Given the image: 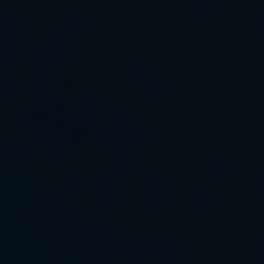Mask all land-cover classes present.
Masks as SVG:
<instances>
[{
    "label": "water",
    "instance_id": "obj_1",
    "mask_svg": "<svg viewBox=\"0 0 264 264\" xmlns=\"http://www.w3.org/2000/svg\"><path fill=\"white\" fill-rule=\"evenodd\" d=\"M0 264H264V0H0Z\"/></svg>",
    "mask_w": 264,
    "mask_h": 264
}]
</instances>
